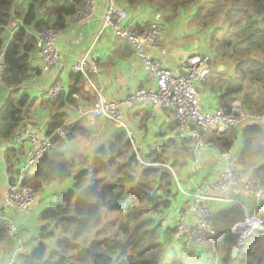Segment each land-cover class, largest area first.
I'll list each match as a JSON object with an SVG mask.
<instances>
[{"label": "trees", "instance_id": "1", "mask_svg": "<svg viewBox=\"0 0 264 264\" xmlns=\"http://www.w3.org/2000/svg\"><path fill=\"white\" fill-rule=\"evenodd\" d=\"M84 1L30 0L24 10L18 0H0L3 84L11 89L0 108L1 139H12L32 119L33 103L29 96L25 93L18 96V89L31 70L32 53L38 51L36 38L27 29L39 32L51 26L57 32L62 31ZM128 1L165 10L167 20L174 19L182 10L194 8L192 22L210 31L209 45L216 60L232 70L231 74L216 72L217 104L230 113L237 100L242 110L264 117V0ZM38 10L43 11L40 19ZM15 19H20L21 24L13 27L14 32L8 38L6 28ZM40 72L37 69L33 73ZM82 78L81 72L70 71L67 93L41 99V105L49 112L43 134L52 140L50 153L23 171L16 164L24 146L5 153L9 184L21 175V184L39 193L71 180L67 189L55 191L54 200L41 212L38 244L21 264H212L215 257L221 258L222 264H230L233 246L239 248L234 264H264V205L256 210L263 220L261 229L250 234L243 244H237L232 230L243 219L241 207L234 205L210 213L209 222L216 235L205 244L206 258L193 251H184L181 256L172 250L162 262L166 251L164 235L173 234L176 228L162 231L159 219L176 196L175 177L195 160L191 141L170 138L142 150L134 147V140L123 130L106 145L99 146L93 159L76 164L60 147L66 141H75L76 134L84 138L88 135L82 127L65 125L69 116L63 110L67 104L75 103L72 98L75 94L82 93ZM144 121L142 118L141 126ZM63 125L65 135L61 136L57 129ZM238 130L236 127L225 132L209 130L204 138L222 152L234 150L240 138L238 163L259 178L264 187V125L251 122ZM13 251L12 238L0 232V252Z\"/></svg>", "mask_w": 264, "mask_h": 264}, {"label": "crops", "instance_id": "2", "mask_svg": "<svg viewBox=\"0 0 264 264\" xmlns=\"http://www.w3.org/2000/svg\"><path fill=\"white\" fill-rule=\"evenodd\" d=\"M87 1L93 2V9L88 18H83L80 15V9ZM84 3L77 9L76 14L68 19L67 26L58 32L55 45L58 50L59 61L53 69L48 72L41 70L39 74H34L35 70L41 69V57L39 51L32 53L29 76L18 89V96L25 93L33 103L32 119L16 135H22L25 130L32 134H43L44 126L49 119L48 110L41 105L42 97H47L45 91L50 85L57 84L64 93H67L70 87V71H78L74 69V65L86 56V68L84 71H78L81 72L83 77L82 93L75 94L72 97L75 103L67 104L63 110L69 116L68 125L82 127L88 135L85 137V141L79 140L76 143L66 141L63 143L60 149L65 152L68 158L72 155L69 153V149H72L74 153L72 160L81 162L93 159L99 146L106 145L118 132L123 130L126 131L131 140H134L132 141L133 145L136 144L137 148L142 150L153 143H161L170 138L189 140L187 132L181 129L172 117L173 109L155 110L146 102L136 101L121 106V124L107 115L93 117L91 114H84L83 112L94 109L101 102L122 101L137 89H153L155 86V78L148 72L137 56L135 47L128 40L117 36L112 28L104 26L102 18L111 3L116 8L112 18L119 27L137 32L136 28L146 30L151 23H156L161 28L160 41L156 45L145 43L144 51L148 57L159 61L174 73L182 72L183 62L192 54H206L209 56L210 72L197 85L199 101L202 109L220 107L216 101V85L214 83L218 77L216 72L231 74L232 70L227 64L219 63L216 60L209 45L207 30L201 29L192 22V16L190 15L193 14L194 8L182 10L177 18L167 20L168 13L165 10H158L146 3L132 5L128 0H85ZM17 4H20L19 6L26 10L30 5V0H18ZM42 17L43 11L38 10L37 18ZM18 24H21V20L15 19L12 26L6 28L8 38L11 36L13 27L18 26ZM27 30L30 34L34 33L31 27ZM3 49H0V57L3 54ZM10 90L4 87L0 88V108ZM145 116L147 117L144 118ZM142 118L145 121L144 125L141 126ZM259 123L264 125V117ZM13 138L10 140L0 138V216L5 215L15 222L18 240H12L14 250L18 246L21 247L17 259L18 264H21L23 258L28 256L38 244L39 230L42 225L40 221L41 212L54 200L55 191L67 189L70 184L68 186L66 183L59 186L52 185L50 188L42 190L39 194H36V199L28 211L21 212L13 206H5L10 181L5 153L8 149L16 147ZM208 144L201 151L198 158H195L194 162L179 177H176V196L173 199L172 206L162 213L163 216H166L168 222L171 221L172 223L173 221L174 224L175 217L190 202V194L196 185L215 180L218 172L225 168L228 162L239 164L238 157L242 147L240 138H238L234 150L230 152H222L214 148L211 142H208ZM23 146L24 152L16 164L17 167H23L28 160L27 150L30 145L25 143ZM142 164L149 165L146 162H142ZM50 195L53 196L51 200ZM218 195L232 198L235 202H210L209 208L212 213L229 209L234 205H239L242 213L245 207L248 210H254L256 207L254 200L240 183L232 184ZM261 205H264V195L259 203V206ZM0 222H3V218H0ZM162 225L161 223V230L164 229ZM174 225L172 226L175 228ZM235 234L237 236V233ZM165 240L166 251L162 262L172 250L177 251L181 256L185 254L184 251L196 252L203 258L207 256L205 245L202 247H184L175 232L171 236H166ZM10 254L0 252V264H4ZM235 258L231 257L232 262L230 264L235 263ZM215 261L222 264L219 257H215L212 264Z\"/></svg>", "mask_w": 264, "mask_h": 264}, {"label": "built area", "instance_id": "3", "mask_svg": "<svg viewBox=\"0 0 264 264\" xmlns=\"http://www.w3.org/2000/svg\"><path fill=\"white\" fill-rule=\"evenodd\" d=\"M92 9L93 2H85L80 9L81 17L88 18L92 13ZM115 12V5L113 3L109 4L102 18L104 26L112 28L117 36L128 40L135 47L137 56L148 72L155 78V86L153 89H137L122 101L101 102L94 109L83 112L84 114L88 113L93 117L107 115L121 124V106L136 101L146 102L155 110L173 109L172 117L180 128L187 132L196 159L201 151L209 145L204 139L205 132L209 130L220 131L223 128L227 130L230 127L237 128L242 124L259 122L263 119L262 115L244 111L241 106L236 107L237 102L232 104L230 113H226L221 107L202 109L197 85L210 72L209 56L206 54H192L183 62L182 72L174 73L159 61L148 57L144 51L145 43L156 45L160 41L161 28L156 23H151L142 33L121 28L113 21L112 17ZM13 32L14 29L11 31V35ZM32 35L36 38V47L40 53L41 70L48 72L59 61V54L55 45L58 32L49 26L39 32L32 33ZM1 57L0 88H7L3 84L5 64ZM86 66L87 58L84 56L74 65V69L84 71ZM61 92L63 91L57 84L50 85L45 91L46 96L49 98H54ZM65 125H68V123ZM65 125L57 129V133L61 136L65 135ZM13 143L16 147L25 143L30 145L27 150L28 160L20 171L34 165L39 158L50 153L53 149V143L49 136L32 134L27 130L23 131L22 135H15ZM21 180L22 176L18 175L9 184L6 193V205H4L13 206L18 211L24 212L28 211L33 205L37 192L31 187L23 186ZM238 183L252 197L256 205L254 210H248L245 207L243 219L232 227L233 232L237 233L238 244H243L250 234L261 229L263 220L256 215L255 210L263 198L264 187L261 185L259 178L250 171L237 164V162H228L225 168L218 172L215 180L194 187L190 194V202L178 213L175 233L184 247H202L215 237L216 230L209 222L211 213L209 203L214 201L234 203V199L219 196L218 193H222L232 184ZM0 218H3V222H0V232L9 236V238L18 240L14 220L5 215H1ZM20 250L21 247L18 246L6 258L4 264H18L17 259ZM214 264H219V262L215 261Z\"/></svg>", "mask_w": 264, "mask_h": 264}, {"label": "rangeland", "instance_id": "4", "mask_svg": "<svg viewBox=\"0 0 264 264\" xmlns=\"http://www.w3.org/2000/svg\"><path fill=\"white\" fill-rule=\"evenodd\" d=\"M180 14H177V16H179ZM177 16L175 17V18H177ZM190 16H192V14L190 15ZM192 22L190 21V24H191ZM192 25V24H191ZM207 34H208V38H209V34H210V31H207ZM207 77V76H206ZM205 77V78H206ZM204 78V79H205ZM234 102H239V101H234ZM240 127V126H239ZM241 128V127H240ZM240 128H237V129H239L240 130ZM238 130V131H239ZM81 138V139H80ZM205 139V138H204ZM79 140L80 141H85V138L84 137H82V135L81 134H76V136H75V141H73V142H71V143H76V142H79ZM206 141V140H205ZM207 142V141H206ZM79 144V143H78ZM135 145V147L137 148V146H136V144H134ZM69 153L70 154H72V155H70L69 156V158L71 159L72 158V156H74L73 154V151H72V149H69ZM75 162H76V164H79L80 162L78 161V160H74ZM71 183V180H69L67 183H66V185L68 186L69 184ZM37 194H39V193H37ZM54 196V195H53ZM52 195H50L49 197H51L50 198V200L52 199V197H53ZM49 200V201H50ZM256 210H257V208H256ZM256 210H255V212H256ZM161 217V220L159 219V221L163 224L162 225V228H164V229H162V231H164L165 229L167 230L168 228H174L172 225H174L175 227H176V222H177V220H178V216H176L175 217V222H174V224H173V221H172V223H171V221H167L166 220V216L164 215H162V216H160ZM160 229H161V226H160ZM172 233H170V234H167V232H166V234L164 235V238H163V241L162 242H164L165 243V237L166 236H169V235H171ZM54 244H52V245H50L49 247H52ZM54 248V247H53Z\"/></svg>", "mask_w": 264, "mask_h": 264}, {"label": "water", "instance_id": "5", "mask_svg": "<svg viewBox=\"0 0 264 264\" xmlns=\"http://www.w3.org/2000/svg\"><path fill=\"white\" fill-rule=\"evenodd\" d=\"M221 67H222V66H221ZM219 69H221V68H219ZM239 106H240V105H239V102H237L236 107H239ZM220 131H221V132H225L226 129L223 128V129H221ZM237 252H238V247H237V246H233V247H232V250H231V257H232V258H235Z\"/></svg>", "mask_w": 264, "mask_h": 264}]
</instances>
